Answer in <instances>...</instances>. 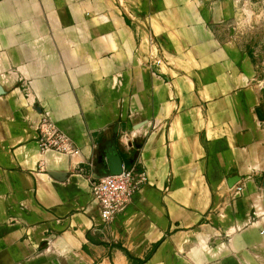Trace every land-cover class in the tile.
Instances as JSON below:
<instances>
[{"label": "crops", "instance_id": "obj_1", "mask_svg": "<svg viewBox=\"0 0 264 264\" xmlns=\"http://www.w3.org/2000/svg\"><path fill=\"white\" fill-rule=\"evenodd\" d=\"M115 154L148 183L105 223ZM140 262L264 264V0H0V264Z\"/></svg>", "mask_w": 264, "mask_h": 264}, {"label": "built area", "instance_id": "obj_2", "mask_svg": "<svg viewBox=\"0 0 264 264\" xmlns=\"http://www.w3.org/2000/svg\"><path fill=\"white\" fill-rule=\"evenodd\" d=\"M155 62L160 64L159 59H156ZM38 132L40 149L43 154L53 152L69 157L80 155V150L48 115L43 116L38 126ZM90 179L94 199L105 223H110L117 213L131 203L133 197L148 183L144 167L126 166L125 163H123V171L120 175L100 179H95L91 175Z\"/></svg>", "mask_w": 264, "mask_h": 264}, {"label": "water", "instance_id": "obj_3", "mask_svg": "<svg viewBox=\"0 0 264 264\" xmlns=\"http://www.w3.org/2000/svg\"><path fill=\"white\" fill-rule=\"evenodd\" d=\"M109 167L105 168L104 173L101 176H95V179H100L108 176H117L122 174L123 171V162L119 158V156L110 155L108 157Z\"/></svg>", "mask_w": 264, "mask_h": 264}, {"label": "trees", "instance_id": "obj_4", "mask_svg": "<svg viewBox=\"0 0 264 264\" xmlns=\"http://www.w3.org/2000/svg\"><path fill=\"white\" fill-rule=\"evenodd\" d=\"M143 263V262H140V264Z\"/></svg>", "mask_w": 264, "mask_h": 264}]
</instances>
